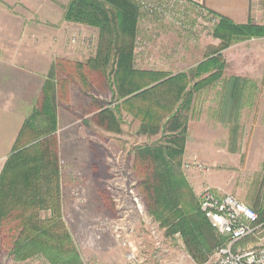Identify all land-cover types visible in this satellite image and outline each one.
I'll use <instances>...</instances> for the list:
<instances>
[{"label": "rangeland", "instance_id": "rangeland-1", "mask_svg": "<svg viewBox=\"0 0 264 264\" xmlns=\"http://www.w3.org/2000/svg\"><path fill=\"white\" fill-rule=\"evenodd\" d=\"M71 1L0 0V80L13 71L31 73L44 86L51 67L56 69L59 130L55 140L63 217L82 259L85 264H129L127 253L132 249L139 260H145L143 264H197L181 237L168 238L148 213L145 182L152 170L135 158L132 149L155 143L161 134L139 135V122L126 113L122 134L109 133L97 123V113L116 103L107 82L109 74L87 66L97 54L99 31L64 19ZM255 6L261 11L250 22L264 26V0ZM151 22V26L139 23L136 70L170 76L189 72L221 44L206 25L194 35ZM220 55L225 63L223 78L196 93L187 112L182 170L198 202L207 188H214L257 213L261 228L235 247L256 250L264 246V38L233 43ZM231 78L246 79L249 86L241 109L229 116L221 101L224 80ZM41 99L42 90L27 100V119ZM5 225L0 229V264H49L41 256L12 260L16 224Z\"/></svg>", "mask_w": 264, "mask_h": 264}, {"label": "trees", "instance_id": "trees-1", "mask_svg": "<svg viewBox=\"0 0 264 264\" xmlns=\"http://www.w3.org/2000/svg\"><path fill=\"white\" fill-rule=\"evenodd\" d=\"M211 14L219 18L212 36L221 41L220 46L207 56V61L175 76L134 68L140 21L134 2L72 0L64 15L66 22L99 31L97 54L87 66L109 74L107 82L116 104L97 113L98 125L109 133L122 134L126 113L139 122V135L161 134L155 143L132 149L135 158L148 163L152 170L145 182L148 213L168 238L181 237L197 264L206 263L225 239L202 213L182 170L188 138L187 112L196 93L223 78V50L239 41L264 38V26L251 22L239 25ZM57 86L56 69L51 67L40 107L26 120L0 176V229L5 224H16L10 249L14 261L41 256L49 264H85L63 217L62 171L55 140L59 130ZM248 86L246 79L224 80L221 109L226 114L231 116L241 109Z\"/></svg>", "mask_w": 264, "mask_h": 264}, {"label": "built area", "instance_id": "built-area-1", "mask_svg": "<svg viewBox=\"0 0 264 264\" xmlns=\"http://www.w3.org/2000/svg\"><path fill=\"white\" fill-rule=\"evenodd\" d=\"M140 11L139 23L151 26V20L175 26L182 32H195L206 25L209 33L219 23V18L211 12L190 3L188 0H130ZM205 18V19H204ZM194 23H191L190 20ZM154 23V22H153ZM138 46L139 43L136 42ZM147 44L145 43L144 46ZM137 48V47H136ZM198 168L203 169L202 166ZM200 209L213 228L225 239V244L217 249L204 264H264V246L256 250L237 251L238 243L254 236L261 225L257 213L238 200L214 188H207L200 196ZM128 247V242L123 241ZM129 264H143L135 252L127 253Z\"/></svg>", "mask_w": 264, "mask_h": 264}, {"label": "crops", "instance_id": "crops-1", "mask_svg": "<svg viewBox=\"0 0 264 264\" xmlns=\"http://www.w3.org/2000/svg\"><path fill=\"white\" fill-rule=\"evenodd\" d=\"M188 1L218 16L229 18L236 24H247L254 21V15H259L261 10L259 8L257 11L255 5L262 0ZM186 55L183 53V57L187 58ZM42 87L39 78L31 73L13 71L7 78L0 80V176L27 120V100L36 93L41 94ZM256 210H259L258 207Z\"/></svg>", "mask_w": 264, "mask_h": 264}]
</instances>
